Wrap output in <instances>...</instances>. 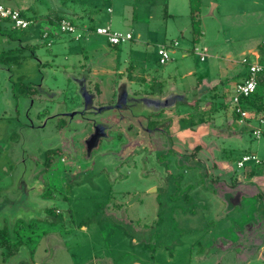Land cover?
I'll list each match as a JSON object with an SVG mask.
<instances>
[{
	"label": "rangeland",
	"instance_id": "374dc122",
	"mask_svg": "<svg viewBox=\"0 0 264 264\" xmlns=\"http://www.w3.org/2000/svg\"><path fill=\"white\" fill-rule=\"evenodd\" d=\"M22 3L23 0H15L14 3L12 0H0V4L12 8H15L13 5L24 8ZM31 3L36 8L34 11L25 9L28 17L38 19L39 15L52 12L49 0H32ZM57 5L80 15L79 19H73L77 31L73 35L58 34L52 38L50 46H46L38 35L37 41H34L37 47L33 58L32 52H28L30 48L21 50L27 53L26 61L11 69L14 79L21 78L25 84L42 82L38 86L63 93L62 99L69 100L78 88L66 80L63 69L68 66L72 69L77 58L81 59L86 53L89 55L91 50L104 52L103 48L107 47L106 38L97 35L95 29L110 28L123 35L130 34L132 40L110 48L109 58L113 57L110 65L119 64L122 68L133 66L151 78L170 75L171 82L166 87L164 98L170 96L175 88L178 94L195 103V107L185 104L163 106V118L170 121L168 130L173 137L172 142H168L159 135L156 145L163 152L173 145L174 150L181 154L191 153L210 166L217 161L223 164L222 175L241 178V182L246 181L247 172L251 170L264 177V120L259 123L258 116L254 115L246 125H237L229 105L233 85L247 73V66L242 64V60L247 58L264 68V0H201V34L197 41H193L190 30L189 0H57ZM4 30L20 40L33 39L26 32H10L9 22L0 20V31ZM78 33L82 36L84 33V37L75 40ZM13 48H17L16 42L0 35V54L6 55ZM161 48L169 54V60L164 65L158 62ZM204 48L207 49L206 57L200 61L196 53ZM255 52L259 54L257 59L253 54ZM40 62L51 65L42 70L44 77L39 71ZM260 78L264 79V73ZM8 81L9 73L0 63V113L4 111V118L9 119L0 120L3 124L13 121ZM190 88L192 90L187 91ZM257 90L264 99V84H258ZM124 114L129 119L128 123L121 119L122 124L119 125L127 135V126L136 127L137 121L135 116ZM178 115L202 119L205 128H208L197 126L192 134H187L181 127L176 138L177 126L180 127ZM99 118L110 117L102 115ZM164 125L167 126L166 123ZM225 128L226 131H222ZM257 129L261 131L258 138L253 135ZM229 130L234 133L233 136L221 134ZM46 140L47 136H43V141ZM149 149L152 150V147ZM165 155L160 160L168 164L172 176L192 183L190 188L181 186L178 191L189 193L187 196L191 200L203 201L205 206L199 207V210L204 207L206 211L209 209L203 219L200 215H188L193 209L197 211V207L188 201L187 214L175 211L173 227L165 221L156 228L159 211L168 208L172 211V198L176 191L174 185L179 186L171 185L173 188L168 190V195L158 178L147 174L143 168L141 171L139 168L130 169L125 179L114 184L113 188L104 189L100 182L95 183L101 186V190L95 192L97 199L92 198L93 191L85 188L81 198H71V201L59 204L65 218L64 232L50 231L45 236L41 234V238L31 235L25 228L31 222L27 217L21 218L24 229L20 227L17 232L12 226L17 221L15 218L20 217L4 218L0 214V228L5 226L3 220L9 219L4 231L16 246L11 254L0 246V264H264V222H258L256 212V207H260L258 211L262 214L256 197L259 186L250 183L242 185L241 204L224 216L221 215L222 201L208 185L203 187L198 168L186 169L174 155ZM247 155H254L259 163L249 161L238 168L237 162ZM224 165L228 167V172L224 170ZM261 183L264 186L263 180ZM11 190L4 196L11 197ZM106 192L109 194L106 195ZM39 193L40 190L32 192L28 202L35 201ZM108 200L112 205L108 210L109 216H106L103 211L108 207ZM37 201L40 199L37 198ZM181 204L186 205V201ZM69 213L74 216L73 222L66 221ZM87 217L92 219L85 221ZM39 227L43 228V225ZM152 227L157 232L151 231L150 234ZM49 228L44 226L45 230ZM34 244L37 246L35 252Z\"/></svg>",
	"mask_w": 264,
	"mask_h": 264
},
{
	"label": "flooded vegetation",
	"instance_id": "af4514ba",
	"mask_svg": "<svg viewBox=\"0 0 264 264\" xmlns=\"http://www.w3.org/2000/svg\"><path fill=\"white\" fill-rule=\"evenodd\" d=\"M36 24V21H32V25L27 30H18L11 26L10 28L11 31L27 34L36 28ZM38 31L41 33L42 29L39 28ZM29 35L33 34L29 32ZM7 38L9 41L16 42L17 48L8 50L6 55L0 54V63L9 73L8 88L11 90V102H13V106L10 107L13 111V123H0V214L4 218L20 217L15 218L17 221L12 226L13 230L19 232L20 227L21 230L24 229L20 220L27 217L31 222L25 228L31 235L41 238V234L45 236L50 231L64 232L65 218L59 204L71 198H81V193L85 188L93 191L92 198L97 199L95 192L101 190V186L104 189L113 188L114 184H119L125 179L131 172L130 169L138 168L140 171L143 168L147 174L158 178L163 185L162 188H166L168 195V190L173 188L170 187L171 185L179 186L174 185L176 191L174 190V199L172 198V201L174 200L171 206L172 211L170 208L159 211L160 218L156 228L165 224V221L167 225L173 227L175 211L187 214L188 201H191L189 204L197 207V211L193 209L188 215H200L203 219L209 211V209L206 211L205 207L204 211L199 210V207L205 206L203 201L191 200L187 196L189 193L178 191L181 186L190 188L192 183L182 182L181 177L172 176L168 164L160 160L168 153L174 155L186 169L198 166L203 187L208 185L212 188L223 203L221 215L228 216L235 206L241 204L242 185L249 183L258 185L259 191L256 197L258 206L262 207V214L258 211L260 207H256L258 209L256 212L258 222L263 224L264 186L261 180L264 182V177L251 170L247 172L246 181L241 182V178L238 180L222 175L220 171L223 164L217 161H214L216 167L215 165L210 166L191 153L181 154L174 150L173 145H169L165 152L156 145L155 141L160 139L159 135L164 136L168 142H172L173 137L168 130L170 121L163 118V106L177 107L178 104H185L195 107V103H192L188 97L178 94L175 88L174 91H170V96L164 98L167 94L165 93L166 87L171 82L170 75L165 78H151L150 76L146 78L147 76L142 73L137 75L130 73L128 67L120 70H116L113 66L104 69L100 57L91 58L85 54L81 59L77 58L72 69L68 66L62 71L66 80L73 82L78 88V91L66 100V98L62 99L63 93L42 85L38 86L42 82L36 85L25 84L22 83L21 78L14 79L11 69L26 61L25 54L27 53H22L21 50L25 51L30 48L28 52H32L33 58L37 44L28 45L29 40ZM39 66V71L44 77L42 70L51 65L40 62ZM107 79L108 82L105 83ZM146 79L147 84H145ZM125 85L130 92L128 94L125 92ZM125 112L135 116L137 121L136 127L127 126V135L119 125L122 124L121 119L128 123L129 119L124 114ZM3 113L4 111L0 113V120H9L4 118ZM102 115L113 120L99 118ZM233 116L235 123L239 125L236 116L234 114ZM178 117L177 122L180 127L177 126L176 138L179 136L178 130L181 127L187 134H192L197 126H203V129L208 128H205L206 124L203 120H194V116L184 118L178 115ZM115 120L118 121L115 122ZM222 131H226V128ZM221 134L233 136L234 133L229 130ZM43 136H47L46 141H43ZM117 145L119 149L114 148ZM121 146L122 149H120ZM149 147H152V150ZM197 148L195 150H198ZM136 157L139 158V162ZM125 170H127L126 173ZM224 170L228 172V167L225 165ZM99 182L100 187L95 184ZM10 188L13 189L11 197L7 198L4 194ZM37 190L41 191L40 196L37 194L35 201L32 199L33 202L29 203L28 197ZM108 194L109 192H106V195ZM237 195H239L238 199L236 198L237 202L234 203ZM37 198L40 201H37ZM182 201H186V205H182ZM107 204L108 207L103 211V215L109 216L108 210L112 205L110 200ZM26 210L28 211L25 212ZM73 217L69 213L66 221L73 222ZM91 219L92 217H87L85 221L89 222ZM8 221L9 219L3 220V224L5 223L6 226L9 224ZM18 222L19 225L16 226ZM39 225H43V228ZM5 226H2L0 231H4ZM44 226L50 228L45 230ZM151 231H155L154 227L149 231L150 234ZM161 236L163 238V235ZM34 245L35 252L37 246ZM2 249L5 250L3 247Z\"/></svg>",
	"mask_w": 264,
	"mask_h": 264
},
{
	"label": "built area",
	"instance_id": "2783aa9c",
	"mask_svg": "<svg viewBox=\"0 0 264 264\" xmlns=\"http://www.w3.org/2000/svg\"><path fill=\"white\" fill-rule=\"evenodd\" d=\"M0 20H6L9 22L10 26L18 30H27L31 25L32 21L25 18L19 9H15L9 6L0 4ZM76 31L75 26L68 19H61L57 22V32L61 34L72 35ZM95 33L100 36H104L107 42L111 45H119L122 42L129 41L131 39L130 34H121L111 31L110 28H97ZM46 35V34H44ZM79 38V35H76ZM264 45V42H263ZM199 59L202 61L206 57V50L196 53ZM159 64L164 65L169 60L168 51L165 48H161L158 52ZM242 64L247 66V73L241 81L233 85V94L229 101V105L232 106L233 114L236 116V121L239 125H246L248 120L252 118L246 109L243 108L240 103L241 98H246L250 96L257 88L258 75L262 72L263 66L258 62H250L247 58L242 60ZM259 123L263 120L258 119ZM253 135L258 138L261 135L259 129L253 131ZM255 161L257 159L254 155L243 156L240 161L237 162V167H242L245 162Z\"/></svg>",
	"mask_w": 264,
	"mask_h": 264
},
{
	"label": "crops",
	"instance_id": "0c3cea01",
	"mask_svg": "<svg viewBox=\"0 0 264 264\" xmlns=\"http://www.w3.org/2000/svg\"><path fill=\"white\" fill-rule=\"evenodd\" d=\"M15 0H12V2L14 3ZM32 0H23V7L24 8H19L17 7L16 5H13L15 8H18V9H21V11H25V9H32L33 11L35 10L36 7H32V3H31ZM49 2L52 4V12L49 11V14L47 15H39L41 17H39L36 22V28L33 30V31H29L31 34H33L32 36L29 35V32H27V36H31L33 39L28 41V45L30 44H33L34 45V41H37L38 39V35L40 34L39 37L42 38V40H44L46 42V46H50L52 44V38L56 37L58 34L57 32V29H56V23L58 22V19L61 18V17H65L67 18L76 28V31H77V26L75 25L73 19H79V16L77 13L75 12H72L71 10L69 11V9H66V8H62L61 6L57 5V0H56V3H55V0H49ZM68 14V15H67ZM42 29V32L39 33L38 29ZM95 32V31H94ZM46 34V35H44ZM73 35V34H72ZM77 35H79L80 37L77 38V37H74L75 40H79V39H82L84 37V33H83V36L80 35V33H78ZM49 40V43H47V41ZM132 40V36H131V39ZM129 40V41H130ZM107 42V40H106ZM176 44H174L175 46ZM118 45H111L107 42V47L103 48L104 52H96V51H93L91 50L89 56L91 58H101L102 59V65L103 67L104 66H107V67H104V69H108L110 67H112L110 65V60L113 58H109V56L111 55L110 54V48L112 47H117ZM203 50H206V53H207V49H203ZM85 52V51H84ZM87 54V53H86ZM254 56H255V59H257L259 57V54L258 53H253ZM205 59V58H204ZM204 59L202 61H204ZM201 61V60H200ZM161 65V64H160ZM116 68V70H120L122 69V67L119 66V64H116V66H114ZM120 67V68H118ZM133 67V66H132ZM131 66L129 67V70H130V73L134 74V75H137L139 73H142L144 74L145 76H147L143 71H141L140 69L138 70L137 68H132ZM169 76V75H167ZM166 76V77H167ZM148 78V76L146 77ZM148 80L146 79V82L145 84H147ZM125 92L128 94L130 93L129 90H128V87L125 85ZM177 92V91H176ZM178 93V92H177ZM146 99H149L151 100V98H148L146 97ZM255 163H259L258 160L257 162ZM196 168H198V166L196 165L195 166ZM239 168V167H238ZM241 168V167H240ZM199 169V168H198ZM264 179V178H263Z\"/></svg>",
	"mask_w": 264,
	"mask_h": 264
},
{
	"label": "trees",
	"instance_id": "16d2710c",
	"mask_svg": "<svg viewBox=\"0 0 264 264\" xmlns=\"http://www.w3.org/2000/svg\"><path fill=\"white\" fill-rule=\"evenodd\" d=\"M200 2L201 0H189V7H190V22H191V33L193 35V41H197V38L201 34L200 31V20H199V10H200ZM21 11V9H19ZM21 14L31 21H36L37 19L28 17L24 11H21ZM61 19H67L65 17H61L58 19L60 21ZM14 32V31H10ZM0 35L7 36L10 39H14L13 35L8 33L7 31H0ZM264 56V53H263ZM264 69V68H263ZM264 73V70H262L261 73L258 75V84H264V79L260 78V75ZM245 76V75H244ZM243 76V77H244ZM257 84V87H258ZM240 103L242 104L243 108L246 109L250 114L257 115L258 119L264 120V99L263 95L258 92L257 88L256 90L248 97L241 98ZM199 121H202L200 119ZM12 244L11 240L8 239L5 231H0V246L5 248L7 250V254H11V251L13 252L12 248L14 250L16 249V246Z\"/></svg>",
	"mask_w": 264,
	"mask_h": 264
},
{
	"label": "water",
	"instance_id": "95a60500",
	"mask_svg": "<svg viewBox=\"0 0 264 264\" xmlns=\"http://www.w3.org/2000/svg\"><path fill=\"white\" fill-rule=\"evenodd\" d=\"M134 264H137V263H134Z\"/></svg>",
	"mask_w": 264,
	"mask_h": 264
}]
</instances>
